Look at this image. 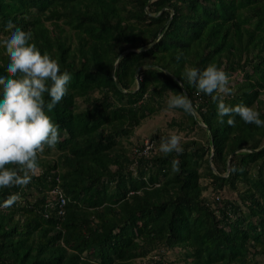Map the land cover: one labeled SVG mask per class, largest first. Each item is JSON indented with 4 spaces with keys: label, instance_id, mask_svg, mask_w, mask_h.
I'll return each instance as SVG.
<instances>
[{
    "label": "trees",
    "instance_id": "trees-1",
    "mask_svg": "<svg viewBox=\"0 0 264 264\" xmlns=\"http://www.w3.org/2000/svg\"><path fill=\"white\" fill-rule=\"evenodd\" d=\"M8 20L72 79L47 113L60 142L39 154L27 186L0 188V264H177L161 259L174 250L188 264H262L264 127L238 116L235 126L219 123V101L184 72L214 64L241 73L223 102L264 120V0H0V76L8 75ZM180 93L195 111L173 124L203 140L183 142L179 156L122 144L163 97ZM204 163L215 189L247 182L245 211L202 198ZM154 251L164 254L154 261Z\"/></svg>",
    "mask_w": 264,
    "mask_h": 264
},
{
    "label": "clouds",
    "instance_id": "clouds-1",
    "mask_svg": "<svg viewBox=\"0 0 264 264\" xmlns=\"http://www.w3.org/2000/svg\"><path fill=\"white\" fill-rule=\"evenodd\" d=\"M5 31L9 33L4 41L9 63L8 75L0 76V188L25 187L39 170V154L44 153L46 147L54 149L60 142V127L47 113L68 95L72 76L66 70L61 71L57 60L48 53L42 54L35 43H30L33 39L31 32L22 30L12 20L6 22ZM184 76L198 93L219 101V123L223 124L224 118L228 117L227 124L235 126V117L238 116L246 124L264 127L260 113L252 107L243 104L232 107L223 102V97L231 92V77L223 68L214 64L203 71L189 67ZM182 86L179 83V87ZM46 96L49 99L46 100ZM167 107L189 115L195 111L193 102L184 93L172 95ZM159 151L165 156L172 153L182 155V136L173 133L162 137ZM172 169L179 172L178 159L172 161ZM19 199V193L12 194L4 201L3 207H11Z\"/></svg>",
    "mask_w": 264,
    "mask_h": 264
},
{
    "label": "rangeland",
    "instance_id": "rangeland-1",
    "mask_svg": "<svg viewBox=\"0 0 264 264\" xmlns=\"http://www.w3.org/2000/svg\"><path fill=\"white\" fill-rule=\"evenodd\" d=\"M243 82L244 78L241 73H235L231 76V83L230 87H233V90L236 91L235 89V84L237 82ZM167 96V95H166ZM171 96L163 97V107L159 108V113L157 115H153L152 117L148 118L145 120V122L137 129H135L134 133L130 135L128 138H123L122 139V144L132 152L137 151L139 147H142L144 145V142L149 140V141H155L154 143V148L153 152L155 153H161L159 151V145H160V140L162 137L166 138L170 134H179L182 136V143L189 141V140H203L201 133L197 131H190L187 130H181L178 126L173 124V121H176L177 123H185L187 117L185 116V113L181 111L180 109H175V110H169L167 107V102ZM260 98L264 100V94H261ZM225 104L229 105L228 98H224ZM79 108L81 109L84 104L82 100L78 101ZM158 109V107H157ZM202 125V124H201ZM203 126V125H202ZM156 139H155V138ZM153 139V140H152ZM137 145V146H136ZM246 151V150H242ZM53 156V155H51ZM234 157V155H231L230 160ZM55 158V157H54ZM206 158H204L205 160ZM230 162V161H229ZM211 167L216 171L215 167L213 164H211ZM200 173H202V177L200 178L199 182L202 185L205 190H203L202 198L205 199L208 203L210 202L211 204L219 202V201H234L237 204L241 203L242 210L245 211L246 209L244 208V204L242 203V199L239 196L240 194H243L248 185L246 184L245 180H238L236 182V189H232L231 187L228 186H223V188L215 189L213 186V180L212 177L209 173L207 163H204L199 169ZM250 174L255 173L254 170L249 171ZM221 205V204H220ZM213 207V205H211ZM158 253L164 254L163 251L156 252L154 251L153 255L154 261L159 260L160 256L158 257ZM165 262H175L177 264H188L185 262L184 258V253L181 252L180 250H174V251H167L165 252V255L161 257ZM260 261L262 264H264V258L259 257ZM154 263V262H153Z\"/></svg>",
    "mask_w": 264,
    "mask_h": 264
},
{
    "label": "built area",
    "instance_id": "built-area-1",
    "mask_svg": "<svg viewBox=\"0 0 264 264\" xmlns=\"http://www.w3.org/2000/svg\"><path fill=\"white\" fill-rule=\"evenodd\" d=\"M154 144H155L154 141L147 140L144 142V145H142L141 148H143L142 149L143 152L147 153V152H150L153 150ZM64 203H65V201L63 199H61V204L63 205Z\"/></svg>",
    "mask_w": 264,
    "mask_h": 264
}]
</instances>
